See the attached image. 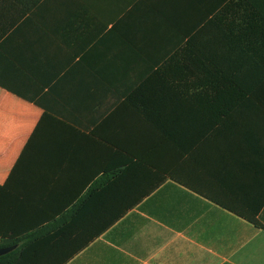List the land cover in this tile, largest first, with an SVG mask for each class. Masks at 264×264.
Segmentation results:
<instances>
[{
	"label": "crops",
	"instance_id": "1",
	"mask_svg": "<svg viewBox=\"0 0 264 264\" xmlns=\"http://www.w3.org/2000/svg\"><path fill=\"white\" fill-rule=\"evenodd\" d=\"M215 1L42 0L0 36V264H264V87L176 51Z\"/></svg>",
	"mask_w": 264,
	"mask_h": 264
},
{
	"label": "trees",
	"instance_id": "2",
	"mask_svg": "<svg viewBox=\"0 0 264 264\" xmlns=\"http://www.w3.org/2000/svg\"><path fill=\"white\" fill-rule=\"evenodd\" d=\"M41 1L0 0V36L19 20L30 16ZM188 34L187 40L176 51L189 54L186 60L177 58L178 61H186L184 67L188 69L190 81H194L196 76L191 69L198 64L206 72L212 68L219 70L220 73H207L205 77L209 81L213 77L219 86L233 85L236 98L264 87V0H216L212 10L205 12L202 23ZM171 77L179 83L186 76L174 74ZM181 93L177 89H156L152 96L146 97L157 104L149 108L155 117L162 115L163 111H171L173 118L167 120L171 124L153 121L156 130L165 136L168 132H171V137L179 135V108H163L160 103L171 97L178 98ZM247 220L258 226L255 218Z\"/></svg>",
	"mask_w": 264,
	"mask_h": 264
}]
</instances>
